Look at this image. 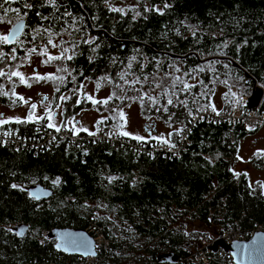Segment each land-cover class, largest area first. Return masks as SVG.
Wrapping results in <instances>:
<instances>
[{
	"label": "trees",
	"instance_id": "16d2710c",
	"mask_svg": "<svg viewBox=\"0 0 264 264\" xmlns=\"http://www.w3.org/2000/svg\"><path fill=\"white\" fill-rule=\"evenodd\" d=\"M46 2L14 4L32 6L22 5L27 23L17 42L23 49L10 53L18 44L0 43V54L20 58L29 48L41 52L40 44H48L44 34L58 38L63 53L53 65H60L62 90L71 86L72 94H77L84 81L96 90L109 89L107 103L83 100L84 105H76V110L108 114L97 121L94 134L68 132L87 137L111 131L119 136V147L114 150L101 138L76 147L66 140L47 141L48 131L57 128L38 120L0 125V130L29 139L26 144L45 142L41 150L0 146V264H86L81 257L56 251L54 240L46 235L53 228L88 231L93 221L110 241L103 264H158L157 257L169 253L186 258L204 249L222 229L264 228L262 186L250 183L245 173L231 171L238 141L248 135L244 126L225 119H201L190 125L200 109L213 106L218 86L226 88L223 109L233 106L229 90L242 87L240 109L264 114V97L257 109L248 111L245 92L252 90V82L243 75L248 73L264 89V0ZM32 28L39 34L31 33ZM177 77L183 83L173 87ZM184 83L192 87L184 89ZM76 101L73 97L72 104ZM132 104L145 120L179 129L172 142L116 132L119 125L111 115ZM188 126L189 145L178 158L169 160L160 152L152 159L133 155L134 143L178 146L177 136ZM260 163L254 161L253 167L260 169ZM33 185L52 190V196L30 198L27 188ZM20 224L28 226L22 237L12 231Z\"/></svg>",
	"mask_w": 264,
	"mask_h": 264
},
{
	"label": "rangeland",
	"instance_id": "374dc122",
	"mask_svg": "<svg viewBox=\"0 0 264 264\" xmlns=\"http://www.w3.org/2000/svg\"><path fill=\"white\" fill-rule=\"evenodd\" d=\"M25 4L22 3L18 7L20 9L19 13L9 12L5 15L0 10V17H2L0 19V35H6L11 26L23 17L24 8L22 5L25 6ZM46 5H52V3L46 2ZM9 7L17 8L15 5ZM31 33L38 34L37 29L32 28ZM49 37L52 39V44H47L46 41H43L39 46L41 52L35 51L28 53L27 51L32 49L29 48L23 57L16 59H13L12 54L9 56L2 54V58H0V71L4 75L0 76V100H2L0 101V125L1 127H7L10 123L18 125L24 121L38 120L43 121L48 126L52 124V128L66 127L71 129L75 134L80 129L89 134H94L97 121L102 117H107L108 114H98L92 110H76V105H84L83 100L88 102L105 100L108 97L109 89L103 88L96 90L91 82L84 81L77 94H72L71 86L62 90L64 82L59 78L60 65L58 62L53 65V60H49L48 57H61L63 49L58 38L53 35L46 36L44 34L45 40L46 38L49 39ZM53 44L56 46L53 47ZM18 45L13 47L10 53H15L17 50L23 49L20 43ZM12 73H20L21 75H12ZM229 91L233 102L232 108L227 107L223 109L224 106L222 107L221 96L226 92V88L224 86H218L213 95V106H207L204 109L207 111L212 110L213 113L219 115H225L231 110L238 117V119H225L231 120L233 124L240 122L248 133V135L238 141L237 154L231 162V171L233 174L245 173L250 183H260L264 190V127L258 128L255 134H253V131L243 124L244 120L242 117L246 115V111L243 112L240 109L244 104V100L239 98V94L243 93L244 89L240 87V90L230 89ZM251 91L248 90L245 92L248 98ZM73 97L78 100L74 104H72ZM17 100H20V102H16ZM13 104L17 106L13 107ZM32 105H35V108ZM204 109H200V111ZM67 114H70V116ZM111 118L116 125H119V131L116 132L121 134L128 133L132 137H140L143 140L159 138L160 140L171 143L172 136L179 130L173 127H166L158 121L145 120L141 116L138 106L133 104L116 111L111 115ZM8 129H12V127L9 126ZM256 160L261 161L260 169L253 167V162ZM192 229L198 228L193 227ZM253 230L254 228L248 231L253 232ZM256 233L258 232L253 233L252 236ZM219 241L227 245L223 241ZM219 249L216 250V253H225L232 258L229 252H224L221 248Z\"/></svg>",
	"mask_w": 264,
	"mask_h": 264
},
{
	"label": "built area",
	"instance_id": "2783aa9c",
	"mask_svg": "<svg viewBox=\"0 0 264 264\" xmlns=\"http://www.w3.org/2000/svg\"><path fill=\"white\" fill-rule=\"evenodd\" d=\"M231 111V110H230ZM228 112L227 114H216L213 113L212 110H203L196 114L195 117L192 118L190 125L195 124L197 121L201 119H205L206 121H214V120H222V119H238L235 114L232 112ZM243 124L246 125L250 130L255 131L260 127H264V114L262 113H250L247 112L245 116L242 117ZM59 131H48L47 133V141L50 142H59L60 140H66L70 145L73 147L79 146L83 141L92 140L95 138H101L108 141L113 147L114 150L118 149L119 147V136L115 137L113 133L104 132L101 130L100 132H96L95 136H87V137H79L72 135L68 132L66 128H59ZM190 131V127H186L183 131H181L177 138H179L178 146H169L160 141H154L147 145H142L138 143H134L132 146V153L133 155H140L145 154L147 157L152 159L154 155L158 152L164 154L165 156L169 157V160L173 158H178L185 150V148L189 145V140L187 141L186 137H188V133ZM29 139H24L14 133L13 131L9 130H0V146L7 147L12 146L15 150L21 149H35L41 150L45 146V142H37L35 145L26 144ZM45 150H48L46 148ZM41 152V151H40ZM94 241V251L96 253L95 257H87L83 259L86 261L87 264H101L102 259L104 258V253L107 252V249L110 246V241L105 237L103 234L102 228L98 226L94 221L90 224L89 230L87 231ZM255 232H262L264 233V228L260 226H255L253 232L243 231L237 232L235 230H226L222 229L216 238L213 241L207 242L204 246V249H197L189 257L186 258H178L177 261L173 264H190L191 260H200V261H208V260H218L217 264H234L232 258L225 253H216L212 252L213 245L216 241H223L225 244H230L234 242H245L249 238L248 236H252ZM212 246V247H211ZM211 247V250H210ZM219 249V248H218ZM220 250V249H219ZM81 259V258H79ZM152 264H156L152 262ZM158 264H171L167 262L158 261Z\"/></svg>",
	"mask_w": 264,
	"mask_h": 264
},
{
	"label": "water",
	"instance_id": "95a60500",
	"mask_svg": "<svg viewBox=\"0 0 264 264\" xmlns=\"http://www.w3.org/2000/svg\"><path fill=\"white\" fill-rule=\"evenodd\" d=\"M18 24H22L23 26L20 28L16 39L22 35L25 21L21 20L17 22L11 27V29H14ZM88 27L91 28V25L88 24ZM105 37H107V34H105ZM15 40L9 43L11 44ZM232 66L234 68L241 69L236 63H233ZM243 75L247 82H252V91L249 98L247 99V109L248 111H252L253 109H257L260 106L264 97V89L258 86L257 81L251 75L246 72H243ZM27 193L29 194L30 198L39 201L50 198L53 194V191L48 188H44L41 185H33L27 188ZM12 231L19 237H22L28 231V226L26 224H20L13 227ZM21 232L22 234H18ZM46 236L48 239L55 241V250L68 256H77L83 259L96 256L93 239L86 230L74 228H53L48 231ZM218 248H221L224 252H229L233 258L234 264H264V233L262 232L254 234L245 242H234L230 245H224L221 242H217L214 244L212 251L216 252ZM177 259L178 257L174 253L157 257L158 261L171 264L175 263Z\"/></svg>",
	"mask_w": 264,
	"mask_h": 264
},
{
	"label": "snow or ice",
	"instance_id": "6c2138e0",
	"mask_svg": "<svg viewBox=\"0 0 264 264\" xmlns=\"http://www.w3.org/2000/svg\"><path fill=\"white\" fill-rule=\"evenodd\" d=\"M11 0H0V10L3 11V13L6 15L7 13L9 12H12V13H19L20 12V9L19 8H11V7H8L6 8L5 7V4H8L10 3ZM50 3H54V0H49ZM25 7L26 8H31L32 6L30 4H25ZM112 11H121V9H111ZM26 14V13H25ZM0 19H2V17H0ZM42 19H47V17H43ZM23 25L22 24H18L16 25V27L14 29H10L9 32L6 34V35H0V43H9L13 40L16 39V36L18 35L19 31H20V28L22 27ZM45 31H47V29H45ZM37 33L39 34V29H37ZM48 43L49 44H52V39L51 37H49L48 39ZM56 45L53 44V47H55ZM15 51V50H13ZM29 52H35L36 49L35 48H32V49H29L28 50ZM64 51H67V49H64ZM41 54H46V53H41ZM0 58H2V54H0ZM61 57L59 56H49L48 59L49 60H53V59H60ZM68 59H71V57H67ZM13 59H15V57L13 56ZM47 62V61H46ZM130 67V66H129ZM178 70V69H177ZM203 69H201L202 71ZM4 75V73L2 71H0V76ZM12 75H21L20 73H12ZM187 75V73H186ZM123 78V77H121ZM147 79V78H146ZM138 82V81H137ZM176 83H183V81H180L179 77L175 78L174 82H173V87H175ZM162 85L160 84H157L156 87H161ZM190 85H188L187 83H184V89H189ZM165 95H167V93H165ZM173 95H175V93H173ZM111 97H109L110 99ZM149 99H153L152 97H149ZM95 102V101H94ZM153 102L155 103V99H153ZM103 103H107V100L103 101ZM168 105H172L173 104V100L171 98L168 99L167 101ZM180 103H185L183 101H180ZM33 108H35V105H32ZM165 111H167V108L165 107L164 109ZM215 110V109H213ZM122 115V114H121ZM49 127H53L52 124H49ZM57 131H59L60 129L57 128L56 129ZM124 135H128V133H124ZM137 139H142L140 137H136ZM165 143H167V141H165ZM12 187H17L16 185H12ZM18 234H22L21 233H18Z\"/></svg>",
	"mask_w": 264,
	"mask_h": 264
},
{
	"label": "flooded vegetation",
	"instance_id": "af4514ba",
	"mask_svg": "<svg viewBox=\"0 0 264 264\" xmlns=\"http://www.w3.org/2000/svg\"><path fill=\"white\" fill-rule=\"evenodd\" d=\"M21 0H19V1H11L10 3H8V4H5V7L7 8V7H9V6H14V4H18L19 2H20ZM21 20H24L25 21V25H26V23H27V15H24L22 18H20L17 22H19V21H21ZM17 22H15L13 25H15ZM12 27V26H11ZM11 29V28H10ZM24 31H25V26H24V30H23V32L22 33H24ZM9 32V31H8ZM19 38H17L13 43H8V44H10L12 47L14 46V45H17V44H19L18 42H17V40H18ZM16 43V44H15ZM27 43V42H26ZM25 44V43H24ZM23 44V45H24ZM54 124H56L55 122H54ZM66 128V127H65ZM68 129V128H67ZM54 244H55V241H54ZM54 244H53V246H54Z\"/></svg>",
	"mask_w": 264,
	"mask_h": 264
},
{
	"label": "crops",
	"instance_id": "0c3cea01",
	"mask_svg": "<svg viewBox=\"0 0 264 264\" xmlns=\"http://www.w3.org/2000/svg\"><path fill=\"white\" fill-rule=\"evenodd\" d=\"M59 128V127H58ZM95 129H96V127H95ZM78 132H83L81 129L80 130H78ZM84 132H86V131H84ZM88 133V132H87Z\"/></svg>",
	"mask_w": 264,
	"mask_h": 264
},
{
	"label": "bare ground",
	"instance_id": "6f19581e",
	"mask_svg": "<svg viewBox=\"0 0 264 264\" xmlns=\"http://www.w3.org/2000/svg\"><path fill=\"white\" fill-rule=\"evenodd\" d=\"M217 242H220V241H217ZM217 242H215V243H217ZM215 243H214V244H215ZM213 246H214V245H213Z\"/></svg>",
	"mask_w": 264,
	"mask_h": 264
}]
</instances>
